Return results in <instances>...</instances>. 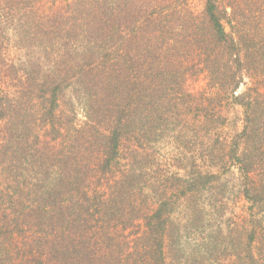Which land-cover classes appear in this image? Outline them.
I'll return each instance as SVG.
<instances>
[{
  "label": "trees",
  "instance_id": "trees-1",
  "mask_svg": "<svg viewBox=\"0 0 264 264\" xmlns=\"http://www.w3.org/2000/svg\"><path fill=\"white\" fill-rule=\"evenodd\" d=\"M42 1L0 0V264H170L179 197L148 151L189 114L198 64L244 109L230 150L244 198L264 208V94L236 95L245 75L264 84V0H70L47 17ZM75 90L90 104L80 125L62 105ZM261 215L227 264H264Z\"/></svg>",
  "mask_w": 264,
  "mask_h": 264
},
{
  "label": "rangeland",
  "instance_id": "rangeland-1",
  "mask_svg": "<svg viewBox=\"0 0 264 264\" xmlns=\"http://www.w3.org/2000/svg\"><path fill=\"white\" fill-rule=\"evenodd\" d=\"M69 4L70 0H43L38 7L41 9L40 15L47 17L56 9ZM7 22L9 24L5 26L9 28L11 19ZM225 30L230 32L226 23ZM10 53L14 62H19L24 57L23 51L14 47L10 49ZM34 56L36 60L46 62L41 51L36 50ZM55 58L51 56V59ZM202 69V65H196V73L189 76L184 85L185 92L189 94L187 100L192 102L189 114L171 115L170 128L165 134L162 133L163 136L148 151V165L155 169L153 172H159V181L169 180L172 183L169 187L179 197L174 206V222L170 228L180 229L182 237L176 254L168 256L171 259L170 264H185V261L188 264L193 261L195 264H227L231 258L242 254L243 245L247 241V236L242 231L246 220L250 223L252 220L257 222L258 218L260 220L263 217L261 214L264 208L256 209V205H251L241 192V175L232 158L233 149L230 150L234 139L243 130L244 109L232 98L229 88H224L227 82L224 77L223 90L217 87L212 90L208 86V75ZM253 81L245 75L236 95L245 93L255 85L258 92L264 94V84H255ZM77 92H69L62 105L68 114L74 108L75 121L80 125L86 119L84 111L88 110L90 104L84 99L81 102ZM39 93L38 91L35 97ZM73 99H78L79 102ZM30 117L24 115L20 120L25 121ZM4 124L2 122V126ZM242 150L241 144L239 153ZM199 174H212L216 178L206 182L199 179V183L194 184L196 187L193 183H188L198 178ZM156 176L157 174L148 177L147 180L152 185L159 186L154 179ZM154 195L146 190L139 198L147 200L148 205L152 206L155 202ZM216 245H222L227 252L218 253L212 249ZM168 248H171V241ZM1 264H4L3 261Z\"/></svg>",
  "mask_w": 264,
  "mask_h": 264
}]
</instances>
